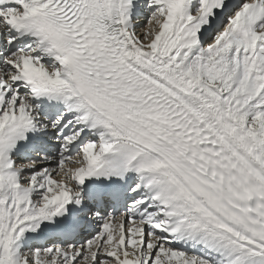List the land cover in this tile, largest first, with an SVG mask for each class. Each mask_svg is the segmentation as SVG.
Returning a JSON list of instances; mask_svg holds the SVG:
<instances>
[{
  "label": "snow or ice",
  "instance_id": "1",
  "mask_svg": "<svg viewBox=\"0 0 264 264\" xmlns=\"http://www.w3.org/2000/svg\"><path fill=\"white\" fill-rule=\"evenodd\" d=\"M0 264H264V0H0Z\"/></svg>",
  "mask_w": 264,
  "mask_h": 264
}]
</instances>
